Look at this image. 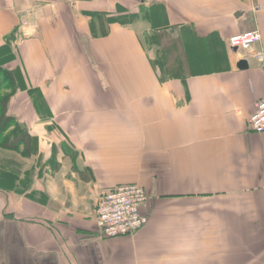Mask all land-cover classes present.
<instances>
[{
    "label": "crops",
    "instance_id": "crops-1",
    "mask_svg": "<svg viewBox=\"0 0 264 264\" xmlns=\"http://www.w3.org/2000/svg\"><path fill=\"white\" fill-rule=\"evenodd\" d=\"M134 1L0 0V115L32 142L0 136L22 160L0 166V264H207L201 237L218 218L219 264H264V135L248 126L264 99V0ZM154 4L173 35L167 70L184 80L153 67L141 7ZM120 6L138 19L102 37L96 14ZM256 31L252 50L229 46ZM201 45L222 57L196 63ZM127 184L147 191L149 222L106 238L96 201Z\"/></svg>",
    "mask_w": 264,
    "mask_h": 264
},
{
    "label": "built area",
    "instance_id": "built-area-1",
    "mask_svg": "<svg viewBox=\"0 0 264 264\" xmlns=\"http://www.w3.org/2000/svg\"><path fill=\"white\" fill-rule=\"evenodd\" d=\"M33 12V11H32ZM33 13L30 14L32 16ZM261 42L259 32H246L229 39L231 48L250 51ZM256 58L263 62V54ZM249 131L264 135V99L255 105V111L248 121ZM148 201L144 188L138 185H126L102 195L96 206V223L106 237L118 238L134 235L148 223L142 208Z\"/></svg>",
    "mask_w": 264,
    "mask_h": 264
},
{
    "label": "trees",
    "instance_id": "trees-1",
    "mask_svg": "<svg viewBox=\"0 0 264 264\" xmlns=\"http://www.w3.org/2000/svg\"><path fill=\"white\" fill-rule=\"evenodd\" d=\"M123 7L120 6L119 7V12L116 14H112V15H102V14H96V18L99 21V30L98 33H100V35L102 37H107L109 34L108 28H107V24H115L118 23L122 26H129L131 25L136 19H138V16L136 14H129L127 12V10H123ZM141 9L143 10L142 13V18L145 21H148L153 30H154V34L159 30V29H168V19H167V14H166V9L162 4H154L152 7L146 9L144 7H141ZM154 34L151 35H147V44L154 46L156 44H158V38L157 36H155ZM182 38L184 40L185 38H189V37H195V39L198 37L197 34L189 29V28H185V30L182 32ZM185 41V40H184ZM210 45V44H209ZM214 48H218V44L216 41H213V43L211 44ZM192 46V45H191ZM182 48H184V50L187 52L188 51V44L186 42L183 43ZM190 51V49H189ZM167 53L164 50H160L158 49L155 53V59L153 61V67L155 68L156 71H158L160 73V78H161V82H165L166 80L173 78V79H181L184 80V78L180 77L179 74H177V72L174 74L173 72L170 73L167 70ZM40 100V94L38 96L37 102ZM1 118V124H0V136H2L5 132H7L9 129H13L10 134L11 136H20L22 138V140L20 141V143H23L26 145L27 149H32L31 148V141H27V137H26V131L24 128H22L20 125H18L13 119L11 118H7L4 120V116H3V112L0 115ZM3 133V134H2ZM25 136V137H24ZM9 138V136L7 137ZM4 163V164H3ZM12 163V162H9ZM8 162L6 161H2L0 159V166H7V167H11L14 169V171H17V169L15 168H19V165H10ZM9 164L10 166L6 165ZM12 178H14V176L10 177L9 180L11 181ZM1 179L3 180H7L6 176H1Z\"/></svg>",
    "mask_w": 264,
    "mask_h": 264
},
{
    "label": "rangeland",
    "instance_id": "rangeland-1",
    "mask_svg": "<svg viewBox=\"0 0 264 264\" xmlns=\"http://www.w3.org/2000/svg\"><path fill=\"white\" fill-rule=\"evenodd\" d=\"M130 3L136 5L137 2H135L134 0L133 1L131 0ZM166 30L167 29H159L155 34L153 33L158 38L160 50H165L166 46L167 45L169 46L173 42V35L167 32ZM173 49L175 53L177 54V47L174 46ZM194 51L196 52V59H197L196 63L197 62L202 63L203 65H206V66L207 65L210 66L212 64V59H211L212 56L219 55L222 57V55L219 52V49L214 50L212 47H207L206 45L205 46L201 45L199 47L194 46ZM0 159L6 162H12V164L14 163L16 165H20L22 162L20 158L18 157L16 158L12 153H5L4 151H1V150H0ZM195 213L199 214L200 216H206V214H208V213H205L204 211H199ZM208 216H210V214ZM205 229H213V231L208 232V236L206 238L201 237L202 240H206L207 242L206 249L209 250V252L205 254L203 253L202 254L203 256H201V258H209V262L207 264H219L220 263L219 262V252L217 251H219V246H221V240H222V237L219 236V218L217 219V223H215V221H213L212 223L207 222ZM230 252L231 251H229L225 255L231 259L234 255H232Z\"/></svg>",
    "mask_w": 264,
    "mask_h": 264
}]
</instances>
